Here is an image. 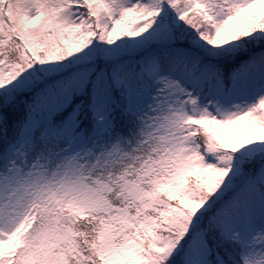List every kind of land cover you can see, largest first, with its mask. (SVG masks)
Wrapping results in <instances>:
<instances>
[{
    "label": "snow or ice",
    "instance_id": "6c2138e0",
    "mask_svg": "<svg viewBox=\"0 0 264 264\" xmlns=\"http://www.w3.org/2000/svg\"><path fill=\"white\" fill-rule=\"evenodd\" d=\"M0 264H264V0H0Z\"/></svg>",
    "mask_w": 264,
    "mask_h": 264
}]
</instances>
